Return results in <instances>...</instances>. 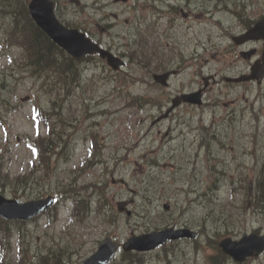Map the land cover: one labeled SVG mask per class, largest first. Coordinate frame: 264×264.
<instances>
[{
    "label": "rangeland",
    "instance_id": "374dc122",
    "mask_svg": "<svg viewBox=\"0 0 264 264\" xmlns=\"http://www.w3.org/2000/svg\"><path fill=\"white\" fill-rule=\"evenodd\" d=\"M16 2L0 0L1 17L13 11L21 12L22 8L16 6ZM57 2L60 3L56 7L57 13L63 21L80 26L123 49L124 43L128 42V54L134 50L137 37L142 35L150 42L149 46L159 47L157 56L165 60L170 58L175 65L184 59L192 67L172 80L173 93L195 85L199 78V66H202V75L238 76L245 73L252 62L244 60L241 52L256 48L260 55L264 50V43L239 47L229 40L230 34L241 33L248 21L249 26L264 16V0H128L126 4H114L112 0ZM176 6L184 10L180 11ZM21 19L22 16H19L16 21ZM5 23L9 30L15 27L24 31L23 23L9 25L7 18ZM13 57L19 58L16 53ZM158 60V57L150 60L153 63L151 67L156 66ZM4 61L0 60V65H4ZM67 67L75 70L73 65L68 64ZM6 76L9 75L0 71V79ZM198 82L201 83L200 80ZM0 84H4L3 88L0 87V192L4 197H12L10 190H19L16 199L20 202L34 200L46 193L54 195L57 190L56 176L61 177L65 171L67 180L75 178L76 173H71V169L80 167V158L86 157L85 139L96 135L98 146L104 147L96 156L99 164L80 175L78 181L79 184L103 185L100 198H105L107 216L104 217L109 222L91 215L81 225L70 219L71 201L60 199L55 210H49L38 220L25 224L14 222L9 226L16 238L22 235V248L29 255L37 251L45 254L49 250L62 251L61 264H81L105 237L124 241L131 233L140 235L184 224L198 229L206 216L210 218L206 220L208 232L214 235L218 229L222 231L226 228L224 221L230 223L226 216L219 219L221 210L223 214L227 212L233 216L235 226L229 237L237 239L243 233L255 230L264 235V214L258 215L252 210L256 201L251 200L253 193L247 191V186L252 184L258 167L264 161L261 154L264 151V82L261 86L248 83L232 87L216 83L208 89L207 100H219L229 105L221 104L215 117L210 112L197 114L179 109L170 120L153 125L152 118L166 105L168 92L159 94L141 86L116 95L109 86L89 84L87 89L70 92L69 96L60 97L55 103L56 110L65 119L63 126L58 121L54 122L55 131L62 136L61 131L65 132V151L72 156L70 160L62 157L49 163V171L38 162L31 168L29 160L33 158L26 147V138L33 135L29 118L31 108L38 105L47 110L54 90L48 95L43 87L40 88V83L35 84L26 75L19 79V83L11 84L7 78ZM139 94L141 100L133 105L132 98ZM105 95L101 107H95ZM149 100L159 105L149 104ZM209 109L205 111H211ZM40 133H46L44 125H41ZM213 135L218 141L212 139ZM253 151L256 157L251 154ZM45 158L46 154L40 151L39 159L45 161ZM152 160L159 165L151 168ZM141 163V170H138ZM29 168L24 181L15 180ZM6 173L9 174L8 180ZM234 187L245 194L244 201L241 191L233 194ZM42 190V193L39 192ZM91 190L82 191V194L90 195L93 201L95 198L90 194ZM95 192L93 189L91 193ZM201 193L218 204L214 213L206 210L205 196L199 198ZM187 195L194 200L190 205L186 204ZM248 199L250 201L246 205ZM120 201L129 202L122 213L117 210ZM163 205L168 206L167 212L162 210ZM182 209L184 213H181ZM148 214L153 221L149 222L145 217ZM16 238L9 257L12 264L17 262ZM211 252L209 248L203 249L183 240L143 253L139 256L140 261L134 258L122 261L119 253L115 262L208 264ZM225 264L234 263L227 260ZM242 264H264V254Z\"/></svg>",
    "mask_w": 264,
    "mask_h": 264
},
{
    "label": "water",
    "instance_id": "95a60500",
    "mask_svg": "<svg viewBox=\"0 0 264 264\" xmlns=\"http://www.w3.org/2000/svg\"><path fill=\"white\" fill-rule=\"evenodd\" d=\"M29 10L33 20L39 28H41V30L54 43L62 47L73 57L80 58L86 54L94 53H98L102 57L104 56L103 52L90 43L89 40L85 39L82 34H79L76 31H68L64 29L55 19L51 11V3L48 0H32L29 5ZM261 38H264V22L257 23L254 30L246 33L240 41L258 40ZM263 76L264 65L257 69L256 72L253 71V76H247L241 79L250 80L252 78H256L257 82L260 83ZM192 98V96H185L183 97V100L192 102ZM48 203L49 202L47 200H43L19 204L16 201H7L0 197V216L5 219H28L46 208ZM153 236H161L162 238L154 241L149 247H147V249L154 248L157 244L164 243L166 240H173L180 237H192L193 235L186 230L177 232L168 230L160 233L159 235ZM128 244L124 246L125 249L131 248V246L128 248L126 247ZM114 245L116 246V244ZM220 247L225 254L229 255L233 260L239 262L243 261L247 257L257 256L264 251V239L255 235L247 236L244 234L240 241L231 242L230 240H225L220 243ZM115 249L116 247H111L104 243L100 245L98 252L91 258L84 261L83 264H106L113 255Z\"/></svg>",
    "mask_w": 264,
    "mask_h": 264
},
{
    "label": "trees",
    "instance_id": "16d2710c",
    "mask_svg": "<svg viewBox=\"0 0 264 264\" xmlns=\"http://www.w3.org/2000/svg\"><path fill=\"white\" fill-rule=\"evenodd\" d=\"M31 31L33 32L34 36L37 37V38H39V35L41 34L42 42L46 45L45 49H47V50H44V52L45 51L50 52L52 50L53 51L56 50L57 52L60 51L59 49H57L56 46H54V44H52L34 26L31 27L30 32ZM8 35H10V34H8ZM25 35H24V33L21 36L18 35L17 38H16V41L18 43H24V41L26 39ZM67 61H69V59ZM65 62H66V60H65ZM66 65L68 66V64H66ZM66 65L61 67L62 69H61L60 73H62V74H67V73L68 74H73L74 70L66 69ZM22 66H23V64L21 65V67L19 69H17V73H13V75L15 77L20 75V73H21V71L23 69ZM73 66H75V65H73ZM1 86H3V85H1ZM55 141H57L56 137L53 136V133H51V134H49L47 136V138L40 140V143H42L44 145H47L48 146V148H47L48 151H53L54 147L56 146L55 145ZM20 180L21 179L17 178V181H20ZM252 185H253L255 201H256L255 207L256 208H260V209H264V163L260 166L259 169H257V171L255 173L254 180L252 182ZM7 237H8V232H7V229H6V223L4 221L0 220V240H5V239H7ZM61 257H63V253L62 252H60L58 254V252L49 251V255L47 257H45L43 260H38V262L36 264H59L60 260H61ZM214 258L224 259V257L218 251L216 252V255H215Z\"/></svg>",
    "mask_w": 264,
    "mask_h": 264
},
{
    "label": "bare ground",
    "instance_id": "6f19581e",
    "mask_svg": "<svg viewBox=\"0 0 264 264\" xmlns=\"http://www.w3.org/2000/svg\"><path fill=\"white\" fill-rule=\"evenodd\" d=\"M70 65H72V64H70ZM67 69H69L70 70V68L69 67H67ZM75 71V70H74Z\"/></svg>",
    "mask_w": 264,
    "mask_h": 264
}]
</instances>
